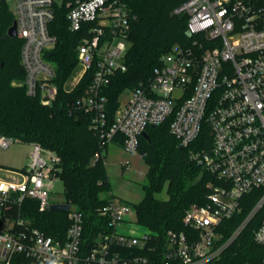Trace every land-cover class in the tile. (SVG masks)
<instances>
[{
	"label": "built area",
	"instance_id": "obj_1",
	"mask_svg": "<svg viewBox=\"0 0 264 264\" xmlns=\"http://www.w3.org/2000/svg\"><path fill=\"white\" fill-rule=\"evenodd\" d=\"M5 1L14 2L28 95L45 105L58 97L57 72L48 55L57 44L50 25L63 7L69 29L84 34L72 85L94 71L85 95L72 107L91 114V126L103 150L121 136L122 149L137 152L147 128L170 121L171 134L182 147L190 148L191 160L215 183L209 184L211 192L204 205L185 212L182 222L187 231L170 230L161 237L137 221L130 223L129 216L136 215L134 205L116 198L99 211L109 231L96 233L89 242L82 213L69 204V228L61 241L21 217L7 215L27 199L37 201L40 211L54 205L49 198L60 181V157L33 143L26 168H0L5 173L0 176V264H208L255 221L254 240L264 245L261 6L251 0H185L174 13L188 16L192 45H175L148 84L125 91L130 97L110 123L104 91L113 76L127 70L128 37L135 18L128 5L123 0ZM12 143L0 136V148L8 149ZM246 208L243 220L226 237L224 222ZM136 227L141 230L137 232Z\"/></svg>",
	"mask_w": 264,
	"mask_h": 264
},
{
	"label": "trees",
	"instance_id": "obj_2",
	"mask_svg": "<svg viewBox=\"0 0 264 264\" xmlns=\"http://www.w3.org/2000/svg\"><path fill=\"white\" fill-rule=\"evenodd\" d=\"M123 1L135 18L128 37L127 70L113 76L104 91L110 123L125 91L148 84L163 56L175 45H192L187 31L188 16L174 13L185 0ZM251 1L264 9V0ZM56 14L50 31L57 37V44L48 58L57 72L59 94L52 105H45L38 97L27 94L21 63L23 43L8 35L15 17L9 3L0 1V136L13 142L40 144L60 157L59 177L66 203L82 213L85 238L89 242L96 233L109 231L108 221L99 211L116 196L99 135L91 126V114L72 107L85 95L94 72H89L76 86L72 85L78 70L77 48L84 34L69 29L63 7ZM146 134L147 138L140 137L137 151L148 169L142 185L143 198L134 205L136 221L161 237L170 230L187 231L182 222L185 212L206 203L211 192L209 184L215 180L191 160L190 148L182 147L171 134L170 121L147 128ZM114 144L122 148L123 138L118 136ZM164 193L166 198L162 197ZM248 210L224 222L226 237ZM7 215L21 217L33 228L61 241L65 240L69 228L66 212L40 211L38 202L31 199L25 200L20 208L15 206ZM257 227L258 221L250 224L220 258L208 264H261L264 245L254 240Z\"/></svg>",
	"mask_w": 264,
	"mask_h": 264
},
{
	"label": "rangeland",
	"instance_id": "obj_3",
	"mask_svg": "<svg viewBox=\"0 0 264 264\" xmlns=\"http://www.w3.org/2000/svg\"><path fill=\"white\" fill-rule=\"evenodd\" d=\"M10 8L14 10V2L9 4ZM130 97L129 92L122 94L120 102L124 105ZM32 152L31 144L21 142H13L8 149L0 148V168L14 171L22 170L29 163V156ZM106 157L107 171L111 178L113 193L117 200L127 201L131 205H136L141 202L143 198L142 185L145 182L147 173V165L143 161L138 152L129 153L122 148H117L113 144L104 151ZM126 168L123 167L128 163ZM16 168V169H15ZM4 172L0 171V176H4ZM166 198V194L162 195ZM49 201L51 204H62L67 202L64 186L61 181L54 185V189L50 194ZM130 223L136 222V216L132 214L129 216ZM133 229L134 226H130ZM137 232L141 229L134 228Z\"/></svg>",
	"mask_w": 264,
	"mask_h": 264
},
{
	"label": "water",
	"instance_id": "obj_4",
	"mask_svg": "<svg viewBox=\"0 0 264 264\" xmlns=\"http://www.w3.org/2000/svg\"><path fill=\"white\" fill-rule=\"evenodd\" d=\"M8 35L12 38H18L16 22H14L12 27L9 29ZM143 136L147 138L146 133H144ZM48 209L61 211V212H68L70 210V205L69 204H54V205L49 206Z\"/></svg>",
	"mask_w": 264,
	"mask_h": 264
},
{
	"label": "crops",
	"instance_id": "obj_5",
	"mask_svg": "<svg viewBox=\"0 0 264 264\" xmlns=\"http://www.w3.org/2000/svg\"><path fill=\"white\" fill-rule=\"evenodd\" d=\"M32 146V145H31ZM115 147H117L116 145H114ZM117 148H119V147H117ZM27 166V165H26ZM124 167V166H123ZM26 168V167H25ZM5 169V168H4ZM8 169V168H7ZM16 169V168H15Z\"/></svg>",
	"mask_w": 264,
	"mask_h": 264
}]
</instances>
